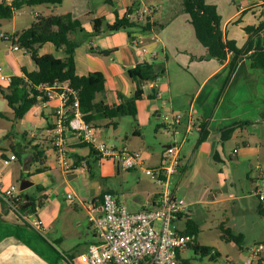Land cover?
<instances>
[{
	"label": "crops",
	"instance_id": "0c3cea01",
	"mask_svg": "<svg viewBox=\"0 0 264 264\" xmlns=\"http://www.w3.org/2000/svg\"><path fill=\"white\" fill-rule=\"evenodd\" d=\"M13 1L16 0L6 2L10 4ZM231 2L235 9L227 13L220 9L216 1L206 0L207 4L216 7L221 18L223 40H233L236 47L242 49L248 39L243 28L256 26L264 20V0ZM37 6L42 10L33 12V18L28 23L16 18V14L20 12L9 19L10 32H1L4 20H0V34L12 36L30 27L35 16L71 14L81 22L83 28L80 35L82 42L74 52L75 74H102L103 101L107 106L121 104L123 99L130 98L135 90L136 85L128 77L127 71L141 63L138 60V52L128 43L130 36H137L148 51L156 53L154 58L147 56L145 63L151 64L152 71L158 75L156 80L148 81L142 88L143 97L136 103L135 120L130 117L120 118L115 129L106 127L107 122L100 120L97 122L98 127L94 128L99 141L125 144L130 151L141 153L142 168L128 171L122 170L111 159H102L97 154L92 156L89 147L82 144L74 134L67 132L65 142L72 170L65 173L56 166L48 144L58 99L38 101L21 120L12 125V110L1 96L3 105L0 104V112L12 128L0 127V192L14 186L17 196L33 199L35 213L28 210L23 212L30 220L39 218L43 231L40 233L29 224L18 221L15 213L0 201V264H66L65 257L75 256L79 251H73L75 245L69 244L71 235L83 227L85 220L88 224L82 201L110 193L121 202L123 193L118 184L120 172H129L139 180L143 168H155L160 165L162 152L171 143L166 141L161 144L158 139L162 130L160 116L163 114L193 108L195 118L204 124L208 131L206 139L198 141L199 132L191 130L186 133L184 120L176 134L178 141H182L180 166L170 182L176 188L177 194L184 196L191 205H214L225 200L221 196L235 183L234 172H231L233 157L259 159V156L264 155L262 148L252 146L251 138L247 136H256L264 130V69L252 67L248 58L241 59L229 74L233 54L228 53L223 63L216 59L204 58L206 49L196 40L195 34L193 37L191 32H188L186 36L185 31L181 29L179 34L174 35L173 20L165 24L156 22L154 5L146 4L142 0H62L59 6ZM37 6L30 7V10ZM130 7H148L153 10L147 22L150 25L148 29L119 30L112 33L106 31L99 36H91L94 20L101 19L105 25H112L116 17L124 16ZM18 22L24 25L23 29H16ZM147 23L137 24L145 26ZM158 29H161L160 33ZM251 40L254 41V46L259 44L264 48V33ZM13 47L10 40L6 41L0 37V88L9 85L7 77H21L22 70H36L29 54ZM38 53L64 59L63 53L50 43L42 45ZM244 122L249 124L236 128L228 140L220 141L223 130ZM24 124H28L29 131H18V127L23 128ZM14 125L18 129H14ZM19 136L22 142L18 141ZM32 146L43 152L44 158L41 164L32 158L28 170L24 171L22 153L17 156L14 150L18 148L31 154ZM11 154L16 156V160L3 166L2 159ZM260 168L261 172L257 178L264 187V167ZM88 172H98V176L94 177L93 174L94 178L90 179ZM242 174L248 179L249 172ZM23 179L26 182L24 189L20 190V181ZM18 183L17 188L15 185ZM254 183L256 185L257 182ZM152 184L151 190L142 191L143 198L132 201L133 208L138 209L135 212L152 206L153 197L160 190L159 184ZM67 194H72L74 199L68 200ZM21 201L23 208L31 206L30 201ZM84 248L85 246L81 247L80 251Z\"/></svg>",
	"mask_w": 264,
	"mask_h": 264
},
{
	"label": "built area",
	"instance_id": "2783aa9c",
	"mask_svg": "<svg viewBox=\"0 0 264 264\" xmlns=\"http://www.w3.org/2000/svg\"><path fill=\"white\" fill-rule=\"evenodd\" d=\"M6 1L0 0V3L7 4ZM152 13L148 7H130L124 16L131 22L139 23L146 22ZM0 37L6 41L10 40V36L4 34H0ZM128 43L138 52L140 63H145L147 56L154 58L156 55L155 52L148 51L137 36H130ZM13 49L18 48L14 46ZM1 71L0 67V73ZM11 79L12 77L6 78L8 84ZM147 83L142 84L141 88ZM36 90L46 98L45 102L58 99L48 144L56 166L65 173L72 170L65 142L67 132L74 134L82 144L91 147L100 158L116 162L122 170L142 168L143 157L140 152L130 151L125 144L99 141L95 129L84 120L76 91L71 89L67 82L41 84ZM194 115V109L190 108L187 111L170 112L160 116V129L171 137V143L164 148L158 167L143 168V173L160 185L150 208L137 212L129 211L110 193L82 201L88 222L93 227L98 241L85 246L75 256L65 257L66 264H184L179 254L192 244V238L178 229L175 223L187 213L190 204L178 197L170 179L180 166L182 141L179 142L176 136L179 125L185 120L186 133L191 130L200 131L199 122ZM15 160L16 156L11 154L1 162L3 166H7ZM16 192L14 186L2 190L0 201L15 213L18 221L29 224L42 233L41 220L37 217L30 220L29 216L19 209ZM253 193L260 200H264V193L259 188ZM66 198L74 199L72 194H67ZM246 253V258L241 264H264V243L254 245ZM210 254H214V250H211Z\"/></svg>",
	"mask_w": 264,
	"mask_h": 264
},
{
	"label": "trees",
	"instance_id": "16d2710c",
	"mask_svg": "<svg viewBox=\"0 0 264 264\" xmlns=\"http://www.w3.org/2000/svg\"><path fill=\"white\" fill-rule=\"evenodd\" d=\"M61 2L62 0H16L10 4L0 3V20L11 19L23 6H59ZM182 8L189 16V22L193 27L196 40L206 49L204 58L216 59L219 63H223L228 53L233 54L229 74L234 71L237 63L243 58H248L252 67L264 69V48L259 44L254 46V41L251 40L253 37L258 38L260 33H264V20L256 26L243 28L248 39L244 48L240 49L236 47L233 40H223L220 29L221 18L214 5L207 4L206 0H182ZM148 27H150L148 23L145 26H138L136 22L129 21L125 16L116 17V21L112 25H105L101 19H96L92 22L91 36L96 37L106 31L112 33L119 30H146ZM82 31L81 22L67 13L35 16L30 27L10 36L13 45L26 51L36 66V70L33 72L22 70L23 75L21 77H13L6 88H0V95L12 110L13 122L21 120L38 101L45 102L46 98L36 88L41 84H52L54 81L67 82L69 87L76 91L79 109L84 116V120L93 128L98 127L97 122L100 120L107 122L106 127L115 129L120 118L130 117L133 120L136 119V103L143 97L141 86L145 82L156 80L158 74L154 73L152 65L147 63L137 64L134 68L129 69L127 75L136 85L133 95L128 99H123V102L119 105L107 106L103 101L104 78L102 74L98 72L89 73L86 76L75 74L74 52L82 42L80 36ZM46 43H50L60 50L64 55V59H57L49 54L39 55V48ZM101 54L105 55L104 52H101ZM39 97L40 100H38ZM0 117L4 118V114L1 112ZM248 124L244 122L223 130L219 137L220 141L228 140L236 128H243ZM199 129L198 141H203L206 139L208 131L202 123H199ZM31 149L33 160L41 164L44 153L38 151L35 146H32ZM89 149L92 156L97 154L91 147ZM14 153L19 156L23 152L17 148ZM88 174L91 177L93 173L88 172ZM257 198L259 200L256 207L257 214L264 218V200H260L258 196ZM22 199L27 202L30 201L31 206L26 209L23 208ZM16 203L21 211L28 210L31 213L36 211L33 199L18 196ZM183 233L191 236L192 244L187 248H190L194 254L209 256L210 260H216L219 255L216 251H214V254H210L212 249L196 242L198 225L195 221L187 217ZM223 233L228 241L234 242L241 248L244 238L242 234H234L230 230H223ZM183 262L184 264H190L187 261Z\"/></svg>",
	"mask_w": 264,
	"mask_h": 264
},
{
	"label": "rangeland",
	"instance_id": "374dc122",
	"mask_svg": "<svg viewBox=\"0 0 264 264\" xmlns=\"http://www.w3.org/2000/svg\"><path fill=\"white\" fill-rule=\"evenodd\" d=\"M216 1L221 10H225L227 13L232 12L235 9V5L231 2L232 0H209ZM258 1V0H255ZM262 1V0H260ZM146 4L154 5L156 11L154 19L156 22L165 24L173 20L172 33L177 35L181 29L185 31V35L188 36V32L193 35V27L189 22V16L183 12L182 0H142ZM41 7H34L30 10V7L23 6L16 14L18 20H25L26 23L31 21L33 18V12L41 11ZM153 11V10H152ZM24 25L19 22L17 23L16 29H23ZM171 28V27H170ZM169 28V30H170ZM11 22L10 20H4L1 26V32H10ZM161 29H158L160 33ZM161 56V61H162ZM0 104L3 105V99L0 95ZM11 124H16L11 121ZM5 126L7 129L12 128L6 118H0V127ZM18 131H29L28 124H24V127L13 126ZM13 129V130H14ZM161 130V129H160ZM159 130V131H160ZM246 135V133H245ZM251 138L252 146L262 148L264 151V130L260 131L256 136L247 135ZM158 139L162 143L171 141L163 130L159 132ZM18 141L22 142L21 137H18ZM26 151L21 154L22 163L27 161L28 154ZM231 172H234L235 183L229 187L227 192H224L221 198H224L221 203L214 205H206L204 203L191 205L188 208L186 214L176 221V226L180 230L185 228L186 218H190L198 225V234L196 235V242L199 245L208 247L216 251L219 255L215 261L210 260L209 256H201L194 254L190 248L180 252L179 257L183 261H187L190 264H241L246 258V251L254 245L264 243V218H261L257 214V204L259 202L257 196L254 195V191L259 188L264 193V187L257 178L259 172H261L260 166L264 167V155L259 156V159L255 158H232ZM264 169V168H262ZM242 172H249L248 179ZM94 177L98 176V172H92ZM92 174V175H93ZM121 178L118 180V184L122 188L123 196H121V203L126 206L129 211H136L138 209L133 208L132 201L137 198H143L142 191L146 189H152L153 184L149 176L144 173H140L139 180L129 172H120ZM94 177L91 176L90 179ZM256 180V181H255ZM254 182H257L256 185ZM173 183H171L172 185ZM19 187V183L15 185ZM255 186V187H254ZM79 188V186H76ZM172 187H174L172 185ZM230 194V196H229ZM178 195V194H177ZM179 198L182 196L178 195ZM183 198V199H182ZM181 199L188 203L184 196ZM84 215V213H83ZM88 219V216H87ZM81 231L71 235L70 243L74 246L75 252L79 251L81 247L90 244H95L98 241L97 236L94 234L93 227L90 223L85 220ZM223 230H230L234 234H242L244 236L241 248L232 241H228L223 233ZM224 236V237H223ZM77 252V253H79ZM76 253V254H77Z\"/></svg>",
	"mask_w": 264,
	"mask_h": 264
},
{
	"label": "water",
	"instance_id": "95a60500",
	"mask_svg": "<svg viewBox=\"0 0 264 264\" xmlns=\"http://www.w3.org/2000/svg\"><path fill=\"white\" fill-rule=\"evenodd\" d=\"M27 161H24L23 162V170L24 171H27L28 170V168H29V164L31 163V161H32V153L31 154H29V156H28V158L26 159ZM24 182H26V180H22V181H20V190H23L24 189Z\"/></svg>",
	"mask_w": 264,
	"mask_h": 264
}]
</instances>
